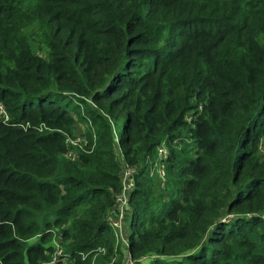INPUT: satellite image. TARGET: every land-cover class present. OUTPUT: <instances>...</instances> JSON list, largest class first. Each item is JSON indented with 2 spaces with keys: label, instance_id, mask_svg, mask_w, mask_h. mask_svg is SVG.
Returning a JSON list of instances; mask_svg holds the SVG:
<instances>
[{
  "label": "trees",
  "instance_id": "obj_1",
  "mask_svg": "<svg viewBox=\"0 0 264 264\" xmlns=\"http://www.w3.org/2000/svg\"><path fill=\"white\" fill-rule=\"evenodd\" d=\"M54 242L67 264H264V0H0V264Z\"/></svg>",
  "mask_w": 264,
  "mask_h": 264
},
{
  "label": "built area",
  "instance_id": "obj_2",
  "mask_svg": "<svg viewBox=\"0 0 264 264\" xmlns=\"http://www.w3.org/2000/svg\"><path fill=\"white\" fill-rule=\"evenodd\" d=\"M114 139L117 141V136ZM65 144H66V151H65V158L76 161L79 158L81 153L90 152L91 149L86 147V140L85 137L81 135H77L75 137L66 135L65 136ZM93 145L91 146V148ZM157 158L153 164L150 166L149 174L151 177H156L160 180L161 185L163 186L166 180V171L164 167V160L167 159L169 155V150L165 143H161L157 148ZM135 174L136 168L134 166L129 165L124 160L121 161V176H120V191L116 193L114 197V205L106 215V221L111 226L115 239L116 245L121 243L123 246H128L127 238L125 236V215L129 210V193L131 189L134 187L135 184ZM56 247L54 253L51 255L50 260L46 264H65L67 261V257L63 256L62 249L61 253L57 254L58 242H54ZM55 254V255H54ZM57 254V256H56ZM128 263L133 264L131 259L128 257Z\"/></svg>",
  "mask_w": 264,
  "mask_h": 264
},
{
  "label": "rangeland",
  "instance_id": "obj_3",
  "mask_svg": "<svg viewBox=\"0 0 264 264\" xmlns=\"http://www.w3.org/2000/svg\"><path fill=\"white\" fill-rule=\"evenodd\" d=\"M2 114H3V112H2ZM121 127H122V121H119V122L112 121V129H114V131H115V133H114L115 134V137H116V134L118 135L120 133ZM84 128H85V126L83 124H79V128H78L79 132H81ZM73 137H75V136H73ZM155 157H157V152H155ZM60 247L63 250V247L62 246H58V250L59 251L57 252V254H60L61 253ZM54 248L56 249L55 246H54ZM57 254H56V256H57ZM128 262L129 261H128V256H127L126 259H125V264H129ZM67 263L68 262L66 261L65 264H67Z\"/></svg>",
  "mask_w": 264,
  "mask_h": 264
}]
</instances>
